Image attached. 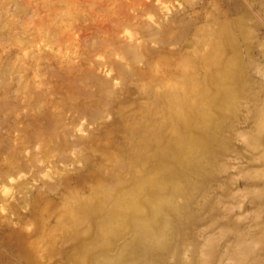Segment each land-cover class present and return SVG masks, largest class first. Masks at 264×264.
<instances>
[{
	"label": "rangeland",
	"instance_id": "rangeland-1",
	"mask_svg": "<svg viewBox=\"0 0 264 264\" xmlns=\"http://www.w3.org/2000/svg\"><path fill=\"white\" fill-rule=\"evenodd\" d=\"M0 264H264V0H0Z\"/></svg>",
	"mask_w": 264,
	"mask_h": 264
}]
</instances>
